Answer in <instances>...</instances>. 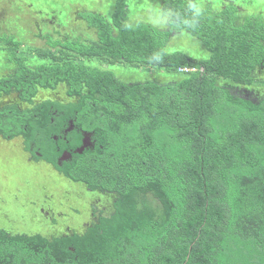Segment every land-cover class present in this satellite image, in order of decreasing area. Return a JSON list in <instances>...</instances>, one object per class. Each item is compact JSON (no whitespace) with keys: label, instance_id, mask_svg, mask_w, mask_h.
Wrapping results in <instances>:
<instances>
[{"label":"trees","instance_id":"16d2710c","mask_svg":"<svg viewBox=\"0 0 264 264\" xmlns=\"http://www.w3.org/2000/svg\"><path fill=\"white\" fill-rule=\"evenodd\" d=\"M113 1L109 17L79 15L96 33L89 42L45 37L47 48L25 50L0 31L2 67L11 65L0 78V140H18L66 180L115 197L112 213L99 212L82 235L1 229L0 264H264V100L219 84L264 86L253 75L264 68V18H241L232 4L214 13L162 0V28L131 22L128 0ZM181 33L209 56L168 53ZM114 67L154 79L124 82ZM62 85L76 104L1 103L15 93L32 105Z\"/></svg>","mask_w":264,"mask_h":264},{"label":"rangeland","instance_id":"374dc122","mask_svg":"<svg viewBox=\"0 0 264 264\" xmlns=\"http://www.w3.org/2000/svg\"><path fill=\"white\" fill-rule=\"evenodd\" d=\"M0 0V31L20 39L25 50L47 48L45 37L54 40L63 38H81L92 41L95 31L86 26L79 17L84 12H98L108 17L112 15L113 0ZM188 1V0H187ZM196 7L202 9L210 5L214 13L232 4L238 9L241 18L261 15L264 18V0H194ZM108 12L102 11L107 8ZM162 0H128L131 22H147L164 28L167 17L162 15ZM1 35V34H0ZM18 35V36H16ZM1 38V36H0ZM0 48L6 46L0 41ZM183 52L201 61L209 55L201 45L186 33L171 37L167 52ZM4 59V53H2ZM0 57V78L10 74L11 65L2 67ZM2 68V69H1ZM108 68V67H107ZM124 82H145L153 80L151 73L134 72L132 69L109 68ZM264 83V68L253 73ZM165 79L163 82H168ZM232 95L254 102L264 100V86H235L220 82ZM71 100L65 86H59L53 92L40 91L32 105L20 101L15 93L3 97L1 103L26 110L45 101H57L64 104ZM77 103V100H71ZM86 144L89 143V139ZM38 158V159H37ZM64 158L67 156L64 155ZM39 154L24 149L22 142L0 140V230L12 235H40L46 239L60 236L82 235L97 221V214H111L112 194L96 193L82 184L66 180ZM67 160V159H66ZM64 160V161H66Z\"/></svg>","mask_w":264,"mask_h":264},{"label":"flooded vegetation","instance_id":"af4514ba","mask_svg":"<svg viewBox=\"0 0 264 264\" xmlns=\"http://www.w3.org/2000/svg\"><path fill=\"white\" fill-rule=\"evenodd\" d=\"M72 123L70 124L71 128H72ZM89 139V136L86 135V138H85V141H84V147H89L90 146V143L86 144V142H88L87 140ZM82 150V149H81ZM65 156H67V158H63L64 160L68 159L69 158V154L65 153L64 154Z\"/></svg>","mask_w":264,"mask_h":264},{"label":"clouds","instance_id":"9594fccd","mask_svg":"<svg viewBox=\"0 0 264 264\" xmlns=\"http://www.w3.org/2000/svg\"><path fill=\"white\" fill-rule=\"evenodd\" d=\"M182 71L187 72V71H191V70H189V69H183ZM165 79L166 80L169 79L168 82L176 81V79H174L173 77H163L162 83H165V82H163Z\"/></svg>","mask_w":264,"mask_h":264}]
</instances>
